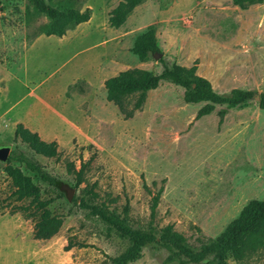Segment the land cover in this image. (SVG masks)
Instances as JSON below:
<instances>
[{"label":"rangeland","instance_id":"1","mask_svg":"<svg viewBox=\"0 0 264 264\" xmlns=\"http://www.w3.org/2000/svg\"><path fill=\"white\" fill-rule=\"evenodd\" d=\"M119 2L84 0L83 8L91 10L87 25L61 40L40 36L27 42L26 31L33 32L46 18L35 16L28 0H0V115L25 100L0 117V146L10 145V155L24 154L56 179L52 188L24 165L10 162L41 188V199H52V214L63 217L56 236L34 240L33 223L22 213H11L21 203L11 196L6 164L0 163V264H110L108 257L126 249L128 241L114 232L107 236L78 202L68 201L63 186L77 198L86 184L96 183L97 202L118 213L127 201L129 223L136 230L149 221L151 196L143 182L153 194L163 187L156 224L173 225L194 247L219 235L249 200L264 199V110L257 99L264 93V3L241 10L232 0H147L114 29L108 17ZM150 25L161 57L149 55L140 62L130 49ZM195 60L196 74L215 93L250 92L248 105L227 110L223 120L218 111L225 106L196 119L204 104L183 103L184 90L172 83L148 92L142 109L128 120L106 101L104 81L121 71L140 68L159 74L164 65L190 67ZM28 92L75 118L86 142L60 147L58 159L15 142L11 124L35 100L25 96ZM44 123L58 125L52 114ZM92 156L85 182L77 188L66 165L74 162L79 169L80 158ZM110 199L116 202L110 204ZM69 240L87 247L65 252ZM166 256L149 246L131 264H160ZM228 264H264V250Z\"/></svg>","mask_w":264,"mask_h":264},{"label":"trees","instance_id":"2","mask_svg":"<svg viewBox=\"0 0 264 264\" xmlns=\"http://www.w3.org/2000/svg\"><path fill=\"white\" fill-rule=\"evenodd\" d=\"M146 1L121 0L109 13V26L114 29L120 28L134 9ZM28 2L32 13L37 17L46 18L47 21L39 24L33 32L26 31L27 42L41 35L61 38L66 35L67 31L88 22L91 17V10L83 8L84 0H28ZM263 3L264 0H232V4L241 10ZM30 14V10H27L26 16ZM130 52L140 62L146 61L149 55L161 54L154 26L147 27L137 35ZM160 62L163 63V60L160 59ZM197 65V60L190 67L164 65L159 74L140 68L121 71L104 81L106 100L117 108L124 119L128 120L142 109L148 92L158 89L162 83H172L184 90L183 103L204 104L198 110L196 119L209 116L215 111L216 106H225L224 109L218 111L220 120H223L227 110L244 108L248 105V101L252 98L250 92L233 90L228 97L218 95L213 91L207 79L196 74ZM258 107L264 110V93L258 96ZM14 141L25 144L36 155L55 159L60 157L61 152L56 142L41 140L37 133L31 132L21 123L15 126ZM93 159V156L87 161L80 158L79 169H76L74 162L67 163V173L74 176L77 188L85 182V173ZM12 161L24 165L28 172L35 174L41 182L47 183L52 188L56 187V179L24 154L10 155L4 167V172L10 179L13 189L11 196L16 202L21 203L11 213H22L24 219L33 223L34 240L48 241L60 231L63 217L52 214L49 210L52 199H41V188L20 168L12 166L10 164ZM151 185L155 186L156 183L152 182ZM96 187V183L86 184L81 189L80 196L72 198V202L75 204L78 202L80 209L86 212L88 218L99 221L104 226L107 236L114 232L120 239L128 241V246L122 253L115 257H108L110 264L134 263L142 258L143 251L149 246L162 249L167 253L166 258L160 264H228L229 260L240 262L264 250V199L249 200L237 217L219 235L194 247L174 229L173 225L169 224L159 228L156 224L157 208L163 187L153 194L143 182V189L151 196V200L149 221L147 227L141 230L132 228L129 223V203L127 201L122 213H118L115 209L111 210L107 203L97 202L100 196L95 191ZM115 202L116 199L109 200L110 204ZM73 247L85 248L87 246L69 240L64 251L68 252Z\"/></svg>","mask_w":264,"mask_h":264},{"label":"crops","instance_id":"3","mask_svg":"<svg viewBox=\"0 0 264 264\" xmlns=\"http://www.w3.org/2000/svg\"><path fill=\"white\" fill-rule=\"evenodd\" d=\"M138 7H136L134 9V11ZM133 12H132V14H133ZM88 22L82 23V24L78 25L75 29L67 31L66 35H64L61 38H58V37L53 36V35L49 36L48 38H55V39L61 40L69 34L76 33L79 28L84 27L85 25L88 24ZM150 26H153V25H150ZM41 36H45V35H41ZM45 37H47V36H45ZM25 96L33 98L35 100L25 110L22 117H20L19 119H15L12 122L11 131H12V135H13L12 138L13 139H14L15 126H16V124L21 123L25 128H27L31 132L37 133L41 140H43L45 142H53V141L56 142L58 144L59 148L70 146L71 142H73L74 140L79 142V143H85L86 142L85 137L80 134L81 133L80 125H78L75 122V118H70V115L67 114V112L65 113L64 109H62L64 111L55 109L52 105L45 102L42 97H38V96L34 95V93H31V92L30 93L28 92ZM105 97H106V94H105ZM23 98H20L19 100H17V102L15 104H13L7 111H4V113H2L0 115V117H3L4 115H8L17 105L22 104L25 101ZM48 114L49 115L52 114L53 120L58 124L57 126L54 125L53 127L50 126V128H49L45 125V123H44L45 116ZM71 117H72V115H71ZM56 127H60L61 130L57 131ZM138 261H136V262H138ZM136 262H134V263H136Z\"/></svg>","mask_w":264,"mask_h":264},{"label":"water","instance_id":"4","mask_svg":"<svg viewBox=\"0 0 264 264\" xmlns=\"http://www.w3.org/2000/svg\"><path fill=\"white\" fill-rule=\"evenodd\" d=\"M153 56H154V58H160L161 54L155 53ZM257 99H258V97H257ZM10 151H11L10 145L0 146V163L1 164H7V160L10 156ZM62 189L67 192V199L69 202H71L72 198L74 196V191L72 189L68 188L67 186H63Z\"/></svg>","mask_w":264,"mask_h":264}]
</instances>
